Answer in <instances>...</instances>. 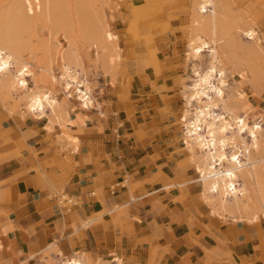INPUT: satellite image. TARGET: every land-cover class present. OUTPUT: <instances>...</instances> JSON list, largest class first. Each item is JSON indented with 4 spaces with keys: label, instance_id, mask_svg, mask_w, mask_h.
Returning <instances> with one entry per match:
<instances>
[{
    "label": "crops",
    "instance_id": "1",
    "mask_svg": "<svg viewBox=\"0 0 264 264\" xmlns=\"http://www.w3.org/2000/svg\"><path fill=\"white\" fill-rule=\"evenodd\" d=\"M116 45L121 60L119 36ZM153 79L134 76L127 99L94 96L99 113L80 126L56 121L50 110L41 117L9 111L0 92L4 264H264V218L223 211L210 198L194 154L170 132L161 91L169 82L154 79L155 89ZM62 108L82 122L78 106ZM126 178L130 186L111 195L109 187ZM62 189L79 199L71 213L56 202Z\"/></svg>",
    "mask_w": 264,
    "mask_h": 264
},
{
    "label": "rangeland",
    "instance_id": "2",
    "mask_svg": "<svg viewBox=\"0 0 264 264\" xmlns=\"http://www.w3.org/2000/svg\"><path fill=\"white\" fill-rule=\"evenodd\" d=\"M11 2V0H0V12L8 9ZM92 2L95 6L104 10L106 22L109 24V36L113 42L115 41L114 44L117 43V36H119V43L122 48V58L119 63L115 67H111L104 60H100L102 57L107 56L109 45L107 39H105L106 41L103 39V42H101L103 46L97 49L94 44L89 45L81 38L77 15L72 8L73 5H71L73 0L70 5L66 6L68 12L67 10H64L66 12L63 11L64 14H67H62V22L57 27H52L51 23L48 24L40 11L37 10L32 16L31 24L26 29H24V26H22L24 28L18 30L13 29L14 32L16 31L15 33L19 32L18 38L21 35V39L17 40H23L19 42V45L21 43L23 45H20L17 51L28 59L32 65L34 76L27 78L28 86L26 90L19 89L11 82H4L10 76L15 75L14 68L9 70L5 79L0 77V92L5 90V99L1 100L3 105L9 111L18 110L23 114V111L27 112L26 109L29 111L24 93L28 91L37 92L42 89L57 96L63 106H78L77 112L85 114L84 116L78 115L82 122L75 123L69 118L70 112L64 110L61 104L58 111L51 112L56 121L58 119L56 116L62 111L67 112V119L64 121L70 126L84 125V119L85 122L91 121L92 112L97 111L99 113L98 109L96 107L92 110L81 108L79 101L74 97L67 98L61 85L52 81L46 72L52 59L51 65L54 67V72L56 75L61 73L63 68L62 58L69 43H71L76 52L81 55L84 63L83 68L92 87L93 95L101 103H105L103 100L116 92L118 97L127 99L130 82L134 76H149L154 79L162 77L168 80L170 87L164 86L161 91L163 103H165L164 109L171 119L170 132L179 137V141L185 147L184 149L190 153V159L194 154L196 168L198 167L200 173L198 165L202 160L203 152L195 149L194 141L192 142L186 137L183 129L185 117L183 112L190 107V102L184 95L186 92L185 85H190L191 79L194 77L192 70L194 60L189 53L191 41L195 36L193 31V28H195V19H193L195 18L194 0H105V2L92 0ZM219 7L221 21L219 55L227 76V84L224 87L225 99L236 114L248 118L251 123L256 122L261 125L258 146H254L251 142L249 146L252 151L253 162L256 164L255 171L259 175L258 179L261 180H259L262 184L261 188L263 186L261 193L264 196V0H220ZM192 22H194V25ZM248 26H252L257 33L256 38L253 40L245 35L244 30ZM238 27L243 29H238ZM50 29L54 30L51 31ZM93 32L96 37L99 36L97 29ZM95 55L100 61L96 59ZM208 62L209 56L207 53L197 59V63L203 67H206ZM172 74L173 76H171ZM153 84L155 89H158L155 80L152 82ZM171 103H173V109H171ZM48 110L47 108L46 113H48ZM215 111L218 113L223 112L219 104L215 106ZM75 114L71 112V117L76 118ZM26 116L35 118L31 114ZM180 116H182V119ZM52 119L54 120V117ZM54 124L57 123L50 122V125L53 126ZM61 128L62 132L67 131L62 126ZM233 128L228 131V135H233L238 143L239 137L234 133ZM99 129L101 130V128ZM69 131L71 133L76 132L71 129ZM80 132L82 130L77 131V133ZM245 137L250 140L246 134ZM188 145L195 151L189 149ZM233 150L234 144L231 143L227 147V151ZM250 168L249 165L246 166V169L239 174V183L245 184L249 189L246 196H242L237 201L235 200L236 202L233 198H229V202L225 203L226 206L222 205L221 196L212 195V197H216L219 206H222V210L225 208L223 211L233 213L236 210L237 213H245L249 220L258 221L264 218V208L257 187L254 186L253 179L248 173L251 171ZM199 181L201 180L199 179ZM119 183L120 186L125 185L124 188L130 186L128 178H126V181ZM63 195L66 198L69 197V194L63 189L54 194L56 202L62 207H66L67 212H69L70 204L62 199ZM128 195L129 199L135 198L134 186L130 187ZM212 197L210 196V198ZM88 225L89 221L83 222V226ZM86 257L93 263L97 262L89 254H86ZM4 262L3 259H0V264H4Z\"/></svg>",
    "mask_w": 264,
    "mask_h": 264
},
{
    "label": "bare ground",
    "instance_id": "3",
    "mask_svg": "<svg viewBox=\"0 0 264 264\" xmlns=\"http://www.w3.org/2000/svg\"><path fill=\"white\" fill-rule=\"evenodd\" d=\"M11 1L10 7L0 12V77L5 79L9 70L14 68L15 75L10 76L4 82H11L19 89L26 90L28 86L27 78L34 76V72L28 59L17 51L18 47L23 45L22 43L19 45V42L23 40L19 41L21 35L18 38L19 32L15 33L14 30L24 27L26 29L31 24L32 16L37 10L40 11L48 24L51 23L52 27H57L62 22V14H67H64L66 12L64 10H67L68 7L66 6L70 5L72 0ZM102 1L105 2V0ZM219 1L194 0L195 18L193 19H195V28H193V31L195 36L189 47L190 56L194 60L192 66L194 77L191 79L190 85H185L186 92L184 95L190 102V107L184 112L183 129L186 137L192 142L194 141L195 149L203 152L202 160L198 166L200 167L203 186L209 196H221L222 205L224 206H226L225 203L229 202V198L237 201L242 196H246L249 189L245 184L239 183V174L249 165L251 171L248 173L253 179L254 186L257 187L264 208V196L261 193L263 186L261 188V180L258 179L259 175L255 171L256 164L253 162L252 151L249 146L250 142L254 146H258L261 125L256 122L251 123L248 118L236 114L225 99L224 87L227 84V76L219 55L221 22ZM71 5H73L72 8L77 15L81 38L89 45L94 44L97 49L103 46L102 40L107 39L109 44L106 53L107 61L111 67H115L120 61V54L117 43L114 44L115 41L113 42L109 36V24L106 22L104 10L95 6L92 0H73ZM192 23L194 25V22ZM95 29L98 31L99 36L97 37L93 32ZM238 29L243 28L238 27ZM19 31L21 32V30ZM244 32L250 40L256 38L257 33L252 26H248ZM204 53L209 56L206 67L197 63V59L203 56ZM62 60L63 68L58 75H56L54 67L51 65L52 59L50 60L46 72L51 80L61 85L67 98L74 97L78 100L81 108L85 110L94 107L99 108L100 103L96 101L93 95L92 87L83 68L82 58L71 43L64 52ZM24 94L29 110L34 112L37 117L46 114L47 108L52 113L61 108L62 103L57 96L52 95L47 90L28 91ZM217 104L222 107V113L215 111ZM56 117L59 119L57 121H64L67 119V112L62 111ZM232 128L239 137L238 143L233 135H228V131ZM245 134L250 140L245 137ZM231 143L234 144V150L228 152L227 147ZM65 264H83V262L79 258H70L65 260Z\"/></svg>",
    "mask_w": 264,
    "mask_h": 264
},
{
    "label": "built area",
    "instance_id": "4",
    "mask_svg": "<svg viewBox=\"0 0 264 264\" xmlns=\"http://www.w3.org/2000/svg\"><path fill=\"white\" fill-rule=\"evenodd\" d=\"M124 187H125V185H121V186H120V183H117V184H115V185H112V187H111L109 190H110V193H111L112 195H115V194H117V193L119 192V190H120L121 188H124ZM92 195H95V193H92ZM62 199H63L65 202H67V203L70 204L69 209H72L73 207H76V206L79 205V199L76 198V197H73V196H71V195H69L68 198H66V196L63 195V196H62Z\"/></svg>",
    "mask_w": 264,
    "mask_h": 264
}]
</instances>
